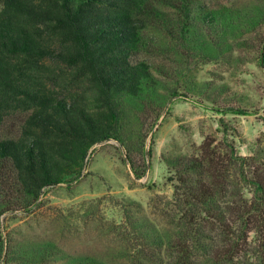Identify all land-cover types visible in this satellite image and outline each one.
<instances>
[{"label":"trees","instance_id":"obj_1","mask_svg":"<svg viewBox=\"0 0 264 264\" xmlns=\"http://www.w3.org/2000/svg\"><path fill=\"white\" fill-rule=\"evenodd\" d=\"M207 1L0 0V123L13 111L27 113L17 137L0 138V214L79 177L90 149L109 139L125 148L135 178L145 174L122 129L125 101L146 97L155 85L142 57L153 45L144 31L158 30L168 51L193 40L220 50L235 31L250 29L245 25L248 31L264 25V6L249 9L241 24L235 9ZM261 39L264 67V31ZM44 58L68 73L64 80L77 89L66 85L70 91L61 95L37 78ZM223 127L220 150L211 142L199 156L168 163L174 183L160 213L164 222L156 227L133 218L124 236L136 242L129 264H264V144L240 155ZM3 264L108 263L67 256L48 241L21 251L5 248Z\"/></svg>","mask_w":264,"mask_h":264},{"label":"rangeland","instance_id":"obj_2","mask_svg":"<svg viewBox=\"0 0 264 264\" xmlns=\"http://www.w3.org/2000/svg\"><path fill=\"white\" fill-rule=\"evenodd\" d=\"M211 2L235 9L241 24L249 9L264 6L263 0ZM250 29L235 31L220 50L193 40L184 46L178 42L169 51L158 30L144 31L153 45L142 57L151 65L155 85L146 97L125 101L122 129L133 145L132 158L147 167L145 174L134 177L126 150L116 140L95 144L79 177L43 188L34 203L25 207L16 202L0 214V264L5 248L21 251L48 241L67 256L129 264L128 250L136 242L128 243L124 236L128 238L133 218L156 227L164 222L160 213L167 207L174 183L168 179L170 161L182 155L199 156L211 142L220 150L224 125L240 155L264 144V67L259 62L264 25ZM42 64L36 77L48 87L61 95L77 89L68 85L64 80L68 73L50 58ZM54 76L59 85L52 86ZM228 107L247 113L216 111ZM26 116L19 111L7 114L0 123V138L17 137ZM244 192L250 196L247 189Z\"/></svg>","mask_w":264,"mask_h":264}]
</instances>
